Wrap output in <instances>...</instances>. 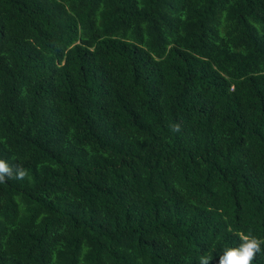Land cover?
Masks as SVG:
<instances>
[{
	"label": "trees",
	"instance_id": "16d2710c",
	"mask_svg": "<svg viewBox=\"0 0 264 264\" xmlns=\"http://www.w3.org/2000/svg\"><path fill=\"white\" fill-rule=\"evenodd\" d=\"M0 159V264L264 239V0H0Z\"/></svg>",
	"mask_w": 264,
	"mask_h": 264
},
{
	"label": "clouds",
	"instance_id": "9594fccd",
	"mask_svg": "<svg viewBox=\"0 0 264 264\" xmlns=\"http://www.w3.org/2000/svg\"><path fill=\"white\" fill-rule=\"evenodd\" d=\"M174 131H179V125L173 127ZM28 176L27 171L21 167L9 165L5 160L0 159V184L6 179L23 180ZM240 244L237 247H230L220 255L219 264H253L258 254L264 253V239L257 238L251 234H239ZM213 257L201 255L199 264H211Z\"/></svg>",
	"mask_w": 264,
	"mask_h": 264
}]
</instances>
